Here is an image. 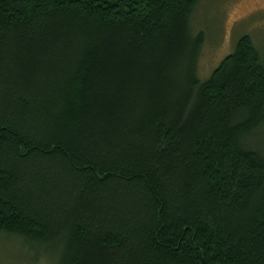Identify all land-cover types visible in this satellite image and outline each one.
<instances>
[{
	"label": "trees",
	"instance_id": "obj_1",
	"mask_svg": "<svg viewBox=\"0 0 264 264\" xmlns=\"http://www.w3.org/2000/svg\"><path fill=\"white\" fill-rule=\"evenodd\" d=\"M200 1L0 0L20 262L264 264V59L243 35L200 79Z\"/></svg>",
	"mask_w": 264,
	"mask_h": 264
},
{
	"label": "rangeland",
	"instance_id": "obj_2",
	"mask_svg": "<svg viewBox=\"0 0 264 264\" xmlns=\"http://www.w3.org/2000/svg\"><path fill=\"white\" fill-rule=\"evenodd\" d=\"M199 32L205 36L198 68L202 80L233 52L243 35L252 37L264 59V0H201L191 21V33L196 36ZM256 139L264 149V126L259 129ZM18 245L15 238L0 234V264H24L19 261L22 256L13 253L20 252ZM48 263V258H42L36 264ZM25 264L33 263L25 261Z\"/></svg>",
	"mask_w": 264,
	"mask_h": 264
}]
</instances>
